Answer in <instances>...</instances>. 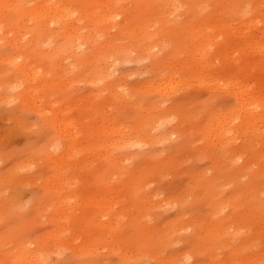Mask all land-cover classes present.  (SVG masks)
Wrapping results in <instances>:
<instances>
[{"label": "rangeland", "instance_id": "374dc122", "mask_svg": "<svg viewBox=\"0 0 264 264\" xmlns=\"http://www.w3.org/2000/svg\"><path fill=\"white\" fill-rule=\"evenodd\" d=\"M57 1L79 12L0 0V264H264V0ZM201 41L211 53L191 56ZM194 58L188 85L159 89Z\"/></svg>", "mask_w": 264, "mask_h": 264}, {"label": "bare ground", "instance_id": "6f19581e", "mask_svg": "<svg viewBox=\"0 0 264 264\" xmlns=\"http://www.w3.org/2000/svg\"><path fill=\"white\" fill-rule=\"evenodd\" d=\"M175 1V0H174ZM172 2V0H164V4H165V6L166 7H168V9L170 10V8H169V6L172 4V5H175L174 3H177L176 1L174 2V3H171ZM170 4V5H169ZM170 7H172V6H170ZM167 9V8H166ZM167 9V10H168ZM40 10L42 11V12H44L45 14H48L49 16H51L53 19H55V20H57V21H59V20H63V19H66L67 17L69 18V16L73 19L74 18V16L76 15V13L77 12H79V7H77L76 6V8L75 7H73V9H71V6L70 5H68V4H63L62 2H60V1H57V0H44V2H43V4L40 6ZM106 17V16H105ZM206 25H214L213 23H208V24H206ZM223 25H229V24H223ZM44 27H46V28H50L52 25H43ZM83 25H69L68 26V28H67V31L72 35L71 37H72V39H73V44L72 45H70V47H72V48H75V47H77V46H79V47H81V43H83V40H85V38H86V34H84V32L82 31L83 30ZM123 31L121 32L122 34H124V33H126V30H127V27L126 26H123ZM173 29V28H172ZM174 30V29H173ZM176 30V29H175ZM95 32H97V31H100V29L99 28H96L95 30H94ZM103 33H105V34H110L109 33V29H107V28H104L103 29ZM153 35H157V31H155V32H153L152 33ZM104 35V34H103ZM1 38V37H0ZM2 41H4L3 40V38L1 39V42ZM78 41H79V43H78ZM0 42V43H1ZM158 45L160 44V43H157ZM158 45H154V46H151L152 48H154L155 49V47L156 46H158ZM73 46H75V47H73ZM104 46L107 48V49H109L108 51L111 53V54H113V51H117L118 50V52H119V47L114 43V42H112V41H107V42H105L104 43ZM209 46H211V44H209V45H207V42H204L203 43V41H201L200 43H198L197 45H195L194 46V49H192L191 51H192V53H191V56H194V54L193 53H195V52H197V51H203L202 53H206V52H209V54L211 53V49L209 48ZM77 49H78V47H77ZM155 55H157V54H155ZM166 57V56H165ZM107 58V61H106V64H108V63H110L112 66H114L113 65V63L115 62L114 61V59L111 57V55H109L108 57H106ZM163 58V57H162ZM165 59V58H164ZM198 59V58H197ZM196 58H194V60L193 61H191L190 63H187V62H185V63H182L181 61L180 62H174L175 64V66L177 67V70H175L174 72H169L168 74H167V77H166V82L165 83H161V86H160V88L159 89H161V88H163V89H161V90H164L165 92L164 93H166L168 96L171 94V92H175V90H177V89H173V90H171V88L173 87V85H176V83H178V84H180V83H183V82H190L191 81V77H189V75H187V73H189L188 72V70H192V69H194L195 67H197V66H204V65H206L207 63H204L202 60H198V61H196L197 60ZM205 59H208V58H205ZM162 61H164V60H161V62ZM116 63V62H115ZM114 63V64H115ZM110 67V66H109ZM22 68H23V70L26 72V73H28L29 72V70H30V66H29V64L28 63H23L22 64ZM110 70L111 69H113L112 67H110L109 68ZM108 68H107V70H109ZM110 70L109 71H107L106 73L109 75V76H111V72H110ZM109 72H110V74H109ZM234 72V71H233ZM235 73V72H234ZM202 81L204 80V79H201ZM200 80V81H201ZM237 82H239L238 80H237ZM188 83H187V85H188ZM220 84L222 83V85H226L227 83H229V81H227V82H225V81H221V82H219ZM224 83V84H223ZM177 84V85H178ZM185 84V83H184ZM183 84V85H184ZM160 85V84H159ZM158 85V86H159ZM183 85H181V87L183 86ZM179 86V85H178ZM177 86V87H178ZM218 86V85H217ZM230 86H234V87H237L236 85H230ZM244 86H245V84L244 85H242V86H239V88H237L236 90H232V92H235V93H233V94H235V95H237V96H240V98H243V92H245V91H247V90H250L251 88H249V87H247L248 89H245L244 90ZM175 87V86H174ZM176 87V88H177ZM214 87V86H213ZM227 87H229V86H227ZM153 88V87H152ZM158 88V87H157ZM217 88V87H216ZM158 89V90H159ZM229 89V88H228ZM151 90H154V89H151ZM160 90V91H161ZM171 90V91H170ZM181 89H179V91H180ZM244 90V91H243ZM231 91V90H230ZM251 91H253V90H251ZM251 91H248V92H246L245 93V97H244V99H243V102H245L246 101V103H247V105H246V103H244L246 106L245 107H247L250 103H249V101H252V100H255V102H256V99H254V97H255V95L251 92ZM164 93H161V94H164ZM231 93V92H230ZM26 94H27V91H26ZM25 94V95H26ZM29 94V93H28ZM27 94V95H28ZM160 94V93H159ZM232 94V93H231ZM26 95V96H27ZM29 96V95H28ZM127 96V95H126ZM249 97V99H247ZM24 99H26V98H24ZM241 101H242V99H241ZM240 101V102H241ZM243 102L241 103V105L243 104ZM252 103V102H251ZM253 103H254V101H253ZM260 103V102H259ZM255 105V104H254ZM259 106V105H258ZM239 107V106H238ZM242 107H243V105L241 106V109H242ZM251 107V106H250ZM249 107V108H250ZM248 108V107H247ZM239 109V108H238ZM240 109V110H241ZM245 109V108H244ZM251 110H253L252 108H250ZM257 109V108H256ZM255 108H254V110H256ZM236 109H234L233 111H235ZM247 110V109H246ZM238 111V110H237ZM250 111V110H249ZM248 111V112H249ZM240 112V111H239ZM238 112V113H239ZM248 112H247V114H248ZM253 112L254 111H251L250 113L251 114H253ZM255 112H257V111H255ZM233 113V112H232ZM246 114V115H247ZM251 114H249L248 116H246L245 114V116H246V119L245 118H243L244 119V121L246 120V123L247 124H253L254 123V120H255V116H252ZM259 114V113H258ZM161 116V115H160ZM160 116H153V120H155V121H153V124L151 125L152 126V129L153 130H157V129H159V128H161L164 124H165V120H166V118L165 119H162V118H159ZM236 116H237V113H236ZM241 116V115H240ZM233 117V116H232ZM238 117H239V115H238ZM244 117V116H243ZM234 118V117H233ZM237 118V117H236ZM235 118V119H236ZM259 118H261V120H264V113L263 114H261V115H259V117H258V119ZM62 119L63 118H61L60 120H61V122H63V123H60L61 125L62 124H64V125H62L64 128H70V127H73V125H74V123H73V121H71V120H63L62 121ZM168 119V118H167ZM232 119V118H231ZM231 119H229V117H219V118H217L216 120H214L213 121V124H211V125H213V126H215L214 128H217V129H215V130H221L220 128H224V126H229V124H232V123H229V122H231L232 120ZM231 120V121H230ZM234 120V119H233ZM256 121H257V118H256ZM58 122H60V121H58ZM115 121H113L112 122V120L110 121V123L109 124H105V125H103V126H101V127H103V130H104V128H109V127H111V129L110 130H112V131H114V132H117L118 134H120V135H122L123 136V142L125 143V145H124V147L126 148L132 141H134V140H139V143L138 144H140V143H143V139L142 138H139V136L136 134H132V136H131V134H130V131H126V132H123V128H114V126H115V123H114ZM234 122H237V121H234ZM241 122V121H240ZM264 122V121H263ZM261 123V122H260ZM244 125H246L245 124V122H244ZM58 126H59V123H58ZM166 126V125H165ZM259 126V125H258ZM100 127V128H101ZM61 129H62V127H60ZM59 128V129H60ZM63 128V129H64ZM261 128V127H260ZM60 129V130H61ZM72 130H73V128H71ZM213 129V128H212ZM226 129V128H225ZM233 129V128H232ZM235 129V128H234ZM65 130V129H64ZM101 130V129H100ZM102 130V131H103ZM152 130V131H153ZM211 130V129H210ZM223 130V129H222ZM221 130V132H224V131H222ZM228 130H230V129H228ZM260 130V129H259ZM62 131V130H61ZM71 131V130H70ZM152 131H151V133H152ZM209 131V130H208ZM256 131H258V130H256ZM67 132V130L65 131V133ZM210 132V131H209ZM216 132V131H215ZM232 132V131H231ZM234 132H236V131H234ZM70 133H72V131L70 132ZM75 132H73V134H74ZM150 133V131L148 132V133H146L147 135H145V140H144V142L147 144H150L151 143V141L153 140V138H152V136L151 135H153V133L151 134ZM212 133H214V132H212ZM233 133V132H232ZM159 134V133H158ZM217 134V133H216ZM228 134V133H227ZM63 135H64V132H63ZM73 136V135H72ZM226 136V135H225ZM223 137V136H222ZM228 137V136H227ZM231 137V139H233L232 138V136H230ZM69 138H70V140H71V137L69 136ZM156 137H154V139H155ZM159 138V137H158ZM158 138H157V140H158ZM162 138V137H161ZM213 138V137H212ZM219 138H221V137H219ZM122 139V138H121ZM140 139H142V140H140ZM210 139V138H209ZM228 139H230L229 137H228ZM75 139L73 138V140L72 141H74ZM217 140V139H216ZM72 141H70V147L72 146L73 147V143H72ZM120 141V140H119ZM119 141H118V143H119ZM225 141H226V137H225ZM153 142V141H152ZM210 142V141H209ZM105 143V142H104ZM103 143V144H104ZM109 143V142H108ZM112 144L113 143H116V141H113V142H111ZM134 143V142H133ZM132 143V144H133ZM222 143H223V141H222ZM226 143V142H225ZM132 144H130V145H132ZM212 144H214V143H212ZM219 144V143H218ZM221 144V143H220ZM108 145V144H107ZM107 145H106V148H107ZM129 145V146H130ZM225 145V144H224ZM111 146H114V144L113 145H111ZM115 146H116V144H115ZM118 146V145H117ZM138 146V145H137ZM119 147V146H118ZM108 148H110L109 146H108ZM128 148V147H127ZM73 149V148H72ZM70 150V149H69ZM221 153H223V152H221ZM222 155H224V154H222ZM218 156V155H217ZM226 157V156H225ZM118 158H120L121 159V156L120 157H118ZM117 158V159H118ZM116 159V158H115ZM224 159V158H223ZM64 181L66 182H69L70 183V185L69 186H72V183L70 182V179L68 178V179H66V177H64ZM66 185V184H65ZM68 185V184H67ZM61 189V188H60ZM64 189V188H63ZM67 189H72V188H68L67 187ZM70 192V191H69ZM68 198H70V197H68ZM226 201V200H225ZM64 206H62V208H63ZM217 209V208H216ZM64 209H62V211H63ZM61 211V212H62ZM225 211V210H224ZM60 212V213H61ZM221 212V214H222V211H220ZM219 213V212H218ZM65 214V213H64ZM61 215L63 216V214L61 213ZM67 216V215H66ZM70 216L68 215V218H69ZM67 217H66V219H68ZM64 217H63V223H66L67 224V222L69 221V222H71V220H70V218H69V220L68 221H66V222H64ZM62 221V220H61ZM107 223V222H106ZM108 223H110V222H108ZM111 224V223H110ZM185 224V223H184ZM60 225L62 226V224L60 223ZM64 225V224H63ZM104 225H105V223H104ZM61 226L59 227V228H61ZM67 226V225H66ZM69 227V226H68ZM188 227H190L189 225H188ZM62 228H63V226H62ZM70 228V227H69ZM68 228V229H69ZM110 228V226L108 225V229ZM66 229V228H65ZM71 229V228H70ZM69 229V230H70ZM67 230V229H66ZM61 235V234H60ZM60 237V236H59ZM62 238V237H61ZM67 237L65 236V239H66ZM64 240V239H63ZM35 258L36 256H35V254H27L26 255V260H27V263H29V259H31V258ZM33 258H32V260H33ZM30 262H32V261H30Z\"/></svg>", "mask_w": 264, "mask_h": 264}]
</instances>
